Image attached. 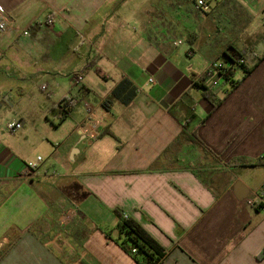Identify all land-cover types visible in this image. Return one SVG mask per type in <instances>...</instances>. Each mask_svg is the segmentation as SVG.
<instances>
[{"label": "crops", "instance_id": "crops-1", "mask_svg": "<svg viewBox=\"0 0 264 264\" xmlns=\"http://www.w3.org/2000/svg\"><path fill=\"white\" fill-rule=\"evenodd\" d=\"M203 1L207 13L197 0H0V264H137L115 210L164 250L158 264H264V207L246 204L264 181V0ZM229 45L255 67L231 91L240 69L219 77L213 109L194 82L229 65ZM123 80L135 97L109 102Z\"/></svg>", "mask_w": 264, "mask_h": 264}, {"label": "trees", "instance_id": "trees-1", "mask_svg": "<svg viewBox=\"0 0 264 264\" xmlns=\"http://www.w3.org/2000/svg\"><path fill=\"white\" fill-rule=\"evenodd\" d=\"M246 51L247 49L239 50L233 45H229L224 51V56L226 57V60H228L229 65L228 69L222 75L223 78L227 80L231 79L235 69H240L243 72L241 80L231 81L233 85L230 91L236 88V86H238L255 67V65L248 67L244 63L243 59ZM260 59L261 58H259V60ZM241 60H243V63H240ZM208 77V74L200 77L194 82V85L202 89V97L211 104L213 109H215L221 104L223 99H219L214 91H212V89L205 84ZM135 95V87L129 81L123 80L112 91L108 100L109 102L118 100L121 104L128 105L133 100ZM60 105L63 107V113H68L70 108L65 107L64 101H61ZM188 138L193 144H195L194 142L196 141L192 136H188ZM114 212L117 218V231L123 237V241L121 242L123 249L133 256L137 264H158L164 257V250L159 246V244L137 222L130 218H124L122 211L115 210ZM132 249H136L135 254L131 253Z\"/></svg>", "mask_w": 264, "mask_h": 264}, {"label": "built area", "instance_id": "built-area-1", "mask_svg": "<svg viewBox=\"0 0 264 264\" xmlns=\"http://www.w3.org/2000/svg\"><path fill=\"white\" fill-rule=\"evenodd\" d=\"M197 6L200 8L202 13L209 12V7L205 4L203 0H197ZM8 26V19L3 11L0 10V33L4 32ZM27 34V33H24ZM182 41L178 40L175 44L179 45ZM240 63H243V60L240 61ZM228 69V66L226 64L214 62L210 66V70L208 72V79L207 84L208 87L212 88L218 81L219 77H222V75L225 73V71ZM83 73L84 70L78 71L72 74L71 76V83L73 87H79L81 85V82L83 80ZM75 103L74 99L68 98L64 100V105L66 108H70ZM87 107V105H85ZM22 128V125L20 122H9L6 125V130L9 134H16L20 129ZM99 129L98 122L93 118L87 120L82 126H81V132L88 138L94 139L96 138L97 131ZM97 135V136H96ZM58 145V144H57ZM42 157L38 156L34 160L26 161L22 164L21 169L19 172H17L18 175H32L36 172L39 164L42 162ZM263 166H264V158H263ZM246 204L250 207H264V181L260 184V186L251 192V195L246 199ZM76 211L72 208L64 209L59 217H58V223L61 227H67L70 224L73 223L75 217H76ZM124 218H128L126 214L123 213ZM132 254L136 253V249L131 250Z\"/></svg>", "mask_w": 264, "mask_h": 264}, {"label": "rangeland", "instance_id": "rangeland-1", "mask_svg": "<svg viewBox=\"0 0 264 264\" xmlns=\"http://www.w3.org/2000/svg\"><path fill=\"white\" fill-rule=\"evenodd\" d=\"M261 26H262V28L264 29V25H262L261 24ZM217 60H219V62H224V60L223 59H221V57H219ZM193 62H194V64H197V62H200L201 63V58H200V56H199V52H197V57L193 60ZM240 72H242V70H240ZM243 73V72H242ZM223 83V82H222ZM39 93V95H40V99H41V101H49L48 99H47V97L44 95V94H41L40 92H38ZM39 99V97H31L30 98V100H35L36 102H38L37 100ZM50 102V101H49ZM254 180L256 181L257 180V178L256 177H254ZM255 187H256V185H255ZM257 188V187H256Z\"/></svg>", "mask_w": 264, "mask_h": 264}]
</instances>
